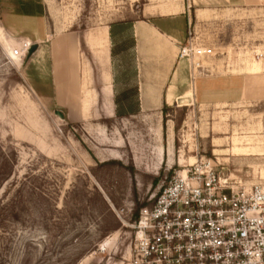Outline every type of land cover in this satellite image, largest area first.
<instances>
[{
	"label": "rangeland",
	"instance_id": "rangeland-1",
	"mask_svg": "<svg viewBox=\"0 0 264 264\" xmlns=\"http://www.w3.org/2000/svg\"><path fill=\"white\" fill-rule=\"evenodd\" d=\"M135 1L0 0V264H131L136 214L202 159L264 183V7ZM150 6L174 13L161 22L174 38L143 61L131 35L111 41L114 103L133 114L115 104L108 119L101 98L87 106L69 42ZM189 28L214 56L180 58ZM171 63L172 104L142 111L141 83Z\"/></svg>",
	"mask_w": 264,
	"mask_h": 264
},
{
	"label": "built area",
	"instance_id": "built-area-1",
	"mask_svg": "<svg viewBox=\"0 0 264 264\" xmlns=\"http://www.w3.org/2000/svg\"><path fill=\"white\" fill-rule=\"evenodd\" d=\"M214 55L189 28L180 58ZM219 166L202 159L149 199L131 226V264H264V183Z\"/></svg>",
	"mask_w": 264,
	"mask_h": 264
},
{
	"label": "crops",
	"instance_id": "crops-1",
	"mask_svg": "<svg viewBox=\"0 0 264 264\" xmlns=\"http://www.w3.org/2000/svg\"><path fill=\"white\" fill-rule=\"evenodd\" d=\"M136 0L135 2H137ZM209 6H215V11L217 6H227L232 9H236L238 11H249V8L252 7H264V0H207ZM194 4H196L195 0H193ZM189 8V7H188ZM199 12H204V9L198 10ZM209 12H213L214 9L209 8ZM264 11V10H263ZM186 15L185 11L182 13ZM143 18L144 21H134L133 22V32L134 38L136 41V52L138 54L139 60L142 57L146 56L147 53H151V51L156 50L154 47L158 46L159 43H164V41H169L174 38L173 30H167L165 25L161 22L164 18H168L174 13L171 11H162L159 7L150 6L146 7L143 10ZM2 32V31H1ZM3 36V32L1 33ZM106 39V40H105ZM107 41L108 47L105 49L106 53L102 55L100 58V62L94 60L93 54L91 53V47L94 46L95 51L102 50L101 45L103 42ZM72 46L71 48V57H72V70L75 71V77L78 76L79 79H83V91L87 95V102L91 107V103L94 100H98L101 98L103 100L102 112L104 116L108 119L114 118L115 116V103H114V88H113V80L110 74V67L112 64L111 60V37H110V26H100L97 28H91L87 30L85 33L75 36L69 42ZM110 47V48H109ZM165 48V44H163ZM162 47V48H163ZM86 48V50L84 49ZM163 48V50H164ZM91 57H87V54ZM103 51V50H102ZM73 55L76 56V62L73 61ZM104 63L102 64V62ZM143 61V59H142ZM100 67H99V66ZM80 66V67H79ZM175 66L174 63L167 64L161 69L157 71V73H149L148 80L149 82H143L140 86V95L142 98L140 103V109L143 110H151L160 108L165 102L168 105L172 104L174 99L175 87H167L164 84L170 77L171 71ZM88 68V69H86ZM95 69L99 71L98 79H96L94 73ZM262 72V71H261ZM249 75H258L250 74ZM147 80V81H148ZM100 83V91H98L94 87V82ZM155 84V85H153ZM92 86V88H90ZM190 93V92H187ZM78 120V119H77ZM83 120V119H81ZM80 121V119H79ZM264 179V177H261Z\"/></svg>",
	"mask_w": 264,
	"mask_h": 264
},
{
	"label": "trees",
	"instance_id": "trees-1",
	"mask_svg": "<svg viewBox=\"0 0 264 264\" xmlns=\"http://www.w3.org/2000/svg\"><path fill=\"white\" fill-rule=\"evenodd\" d=\"M133 22L134 21H122V22H118V23H115L113 25H111V31H110V34H111V41H112V44L116 47L118 45H120V42L125 40L127 38V36L129 37L131 35V37L133 38L134 37V32H133ZM86 32V29H83L82 30V34ZM117 49V48H116ZM116 49H114L113 51V59H115V57L117 56V53H116ZM115 91L117 92V85L115 86ZM127 98V97H126ZM128 98L126 99V102H128ZM116 112H117V115L120 117V118H123V117H128L130 116L131 114H133V109L131 107L130 104H128V112L126 113H123L122 112V105L121 103L119 102V100L117 99L116 102ZM139 219V214L137 213L136 216L134 217V222L137 221Z\"/></svg>",
	"mask_w": 264,
	"mask_h": 264
},
{
	"label": "bare ground",
	"instance_id": "bare-ground-1",
	"mask_svg": "<svg viewBox=\"0 0 264 264\" xmlns=\"http://www.w3.org/2000/svg\"><path fill=\"white\" fill-rule=\"evenodd\" d=\"M0 37L3 39V35H1V33H0ZM106 40V39H105ZM104 40V42L102 43V44H100L101 45V48H102V50H98V51H95V49H94V46H92L91 47V53L93 54V57H94V60L95 61H97V62H100L101 60H100V58L102 57V55L104 54V53H106V51H105V49H107V47H108V44H107V41H105ZM10 54H11V56H10V58H11V60H14V58L16 57L13 53H11V51L9 52ZM73 61L77 64V62L75 61L76 59V56H74L73 55ZM104 63V61L102 62V64ZM99 66V65H98ZM80 67V66H79ZM100 67V66H99ZM86 69H88V68H86ZM262 175L264 176V173H262ZM232 179L233 180H235L236 179V176H233V174H232ZM261 180V179H260ZM104 247H105V245H104Z\"/></svg>",
	"mask_w": 264,
	"mask_h": 264
},
{
	"label": "water",
	"instance_id": "water-1",
	"mask_svg": "<svg viewBox=\"0 0 264 264\" xmlns=\"http://www.w3.org/2000/svg\"><path fill=\"white\" fill-rule=\"evenodd\" d=\"M38 49H39L38 44L33 45L29 50L28 56L31 57L32 55H34L38 51ZM56 115L61 119H64V114L62 112L57 111Z\"/></svg>",
	"mask_w": 264,
	"mask_h": 264
}]
</instances>
